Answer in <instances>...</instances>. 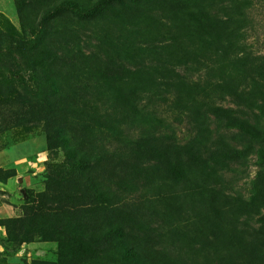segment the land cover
<instances>
[{"label":"rangeland","instance_id":"1","mask_svg":"<svg viewBox=\"0 0 264 264\" xmlns=\"http://www.w3.org/2000/svg\"><path fill=\"white\" fill-rule=\"evenodd\" d=\"M176 4L264 61V0H0V264H264V81Z\"/></svg>","mask_w":264,"mask_h":264},{"label":"trees","instance_id":"2","mask_svg":"<svg viewBox=\"0 0 264 264\" xmlns=\"http://www.w3.org/2000/svg\"><path fill=\"white\" fill-rule=\"evenodd\" d=\"M134 2L140 0H131ZM62 9L67 10L73 14H76L81 17H92L93 10H83L76 4L63 6ZM59 10V9H58ZM173 16L175 19L179 21H188L195 24H201L206 26L212 33V41L211 47L215 56L220 58L222 63L230 64L231 67L234 69L235 73H239L237 78L240 80H244V83L247 86H259V84L264 81V75L262 71H264V61L257 60L256 62L252 60V57L248 54L245 48H240L235 42L232 40H226L224 38V28L221 22L215 21L208 12L204 9L199 8L196 12L193 11H186L183 9V6L180 4H176L174 7ZM16 51H23L29 49H23L20 46L15 47ZM239 51V52H238ZM214 56V57H215ZM38 63L41 66H45V62L43 60H39ZM161 74V72H159ZM162 78L165 76L164 73L161 74ZM235 79V78H233ZM223 81V80H222ZM129 83L132 86V90L138 92L139 90H143L145 92L149 90H153L158 87V82L156 78V74H153L152 71L148 72H141L136 71L133 72L131 77H129ZM224 83V81H223ZM226 85H230L232 87V83L229 81L225 82ZM234 85V82H233ZM181 88H186L184 84H179ZM221 85H217L216 87H220ZM234 91V90H233ZM68 155L71 156V151L67 152ZM74 167H83V164L77 163ZM175 173L179 175L180 179H185L184 170L182 167L175 168ZM105 200L104 197L101 198ZM72 251L74 253L83 254V255H92L94 254V248L92 245L80 242L78 243ZM127 256L132 261H137V256L135 253L130 249L127 248L126 250Z\"/></svg>","mask_w":264,"mask_h":264}]
</instances>
